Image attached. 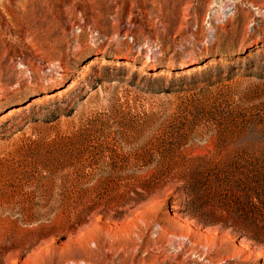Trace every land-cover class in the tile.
I'll return each mask as SVG.
<instances>
[{
	"label": "rangeland",
	"instance_id": "rangeland-1",
	"mask_svg": "<svg viewBox=\"0 0 264 264\" xmlns=\"http://www.w3.org/2000/svg\"><path fill=\"white\" fill-rule=\"evenodd\" d=\"M0 264H264V0H0Z\"/></svg>",
	"mask_w": 264,
	"mask_h": 264
},
{
	"label": "bare ground",
	"instance_id": "bare-ground-1",
	"mask_svg": "<svg viewBox=\"0 0 264 264\" xmlns=\"http://www.w3.org/2000/svg\"><path fill=\"white\" fill-rule=\"evenodd\" d=\"M6 17V16H5ZM18 19V18H17ZM7 22V21H6ZM21 22V21H20ZM14 26V25H13ZM10 27V26H9ZM35 48V47H34ZM185 68H186V66H185ZM17 109H15L14 111H16ZM3 117H5V115L4 116H2L1 118H3ZM189 239V238H188Z\"/></svg>",
	"mask_w": 264,
	"mask_h": 264
}]
</instances>
